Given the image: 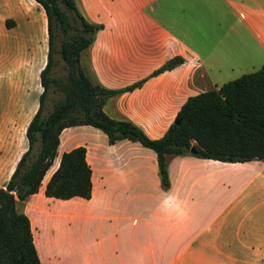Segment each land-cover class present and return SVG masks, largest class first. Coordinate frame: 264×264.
<instances>
[{"label":"crops","instance_id":"crops-1","mask_svg":"<svg viewBox=\"0 0 264 264\" xmlns=\"http://www.w3.org/2000/svg\"><path fill=\"white\" fill-rule=\"evenodd\" d=\"M17 1L0 0V186L26 148L25 127L37 106L26 74L34 71L39 83L47 51L44 32L36 39L18 27ZM76 4L84 18L102 24L80 61L106 87H124L169 57H183L102 104L149 137L164 132L188 95L264 63V0ZM31 11L25 25L37 23ZM17 57L29 65L17 66ZM79 144L91 168L90 196H45L59 154ZM54 158L23 203L41 264H264V159L169 154L163 188L152 149L127 138L109 143L89 124L62 128Z\"/></svg>","mask_w":264,"mask_h":264},{"label":"trees","instance_id":"trees-1","mask_svg":"<svg viewBox=\"0 0 264 264\" xmlns=\"http://www.w3.org/2000/svg\"><path fill=\"white\" fill-rule=\"evenodd\" d=\"M35 1L46 19V60L38 73L41 90L37 106L24 131L26 148L0 186V264H41L23 203L38 190L43 174L57 155L58 134L66 126L89 124L104 132L109 143L127 138L152 149L163 188L169 182L166 161L169 154L223 161L264 159V63L216 88L188 95L174 116L178 122L173 119L160 136L149 137L137 124L107 115L102 104L108 96L139 86L148 76L181 63L183 57H169L149 74L124 87H106L80 61L81 52L102 24L84 18L76 0ZM55 28L62 34L57 49L64 62L62 76L49 74ZM50 84L60 91L61 97L41 115ZM35 146L34 155L30 156ZM90 173L83 145L64 150L45 181L43 194L54 198L74 195L88 198Z\"/></svg>","mask_w":264,"mask_h":264},{"label":"rangeland","instance_id":"rangeland-1","mask_svg":"<svg viewBox=\"0 0 264 264\" xmlns=\"http://www.w3.org/2000/svg\"><path fill=\"white\" fill-rule=\"evenodd\" d=\"M38 9V11L36 9ZM32 10L31 12H36V24L28 23L27 25L24 24V22H29V19L31 17L28 14V11ZM15 11H16V21L18 20V27L23 30H30L32 32L33 38L41 39L42 34L44 32V37L46 42V22H45V16L42 7L35 2L34 0H18L15 5ZM40 11L42 12V17L39 15ZM38 13V14H37ZM69 14V13H68ZM44 16V18H43ZM77 23V22H73ZM17 24V22H15ZM62 37V34L58 28L54 29V37H53V50H52V57H53V63L51 65V68L49 70V74L51 76H62L65 73L64 68V62L60 58L59 53L57 51L60 39ZM45 44V43H44ZM2 59V58H1ZM15 64L17 66L20 65H29L28 59H22L17 57L15 59ZM28 82L26 83V88H28V92L31 93L32 101H37L38 94H36V90H41V86L38 83V79L36 78L34 71H32L30 74H26ZM21 87H24V84L21 85ZM20 88L19 93L21 94L24 92L23 89ZM61 97L60 91H58L53 84H50L44 98L43 107L41 111V115H44L48 112V110L51 108L54 101H56L58 98ZM27 100V97H26ZM36 150V146L31 151L30 156H33ZM20 151V149H17V152ZM55 159V158H54ZM55 163V160L52 161V164L50 165L48 171L53 168V165Z\"/></svg>","mask_w":264,"mask_h":264},{"label":"water","instance_id":"water-1","mask_svg":"<svg viewBox=\"0 0 264 264\" xmlns=\"http://www.w3.org/2000/svg\"><path fill=\"white\" fill-rule=\"evenodd\" d=\"M174 122H178V119H174ZM190 150H193V147H191Z\"/></svg>","mask_w":264,"mask_h":264},{"label":"clouds","instance_id":"clouds-1","mask_svg":"<svg viewBox=\"0 0 264 264\" xmlns=\"http://www.w3.org/2000/svg\"><path fill=\"white\" fill-rule=\"evenodd\" d=\"M177 212H178V214H179V213H182V210L178 208V209H177Z\"/></svg>","mask_w":264,"mask_h":264}]
</instances>
